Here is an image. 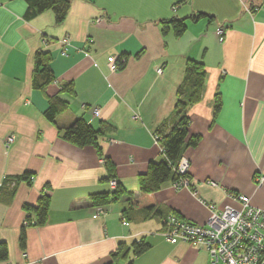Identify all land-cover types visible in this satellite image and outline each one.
<instances>
[{"label":"crops","instance_id":"0c3cea01","mask_svg":"<svg viewBox=\"0 0 264 264\" xmlns=\"http://www.w3.org/2000/svg\"><path fill=\"white\" fill-rule=\"evenodd\" d=\"M25 11L24 0H0V264H210L204 249L167 241L163 220L205 223L209 205L239 206L230 193L264 209V0H70L60 24L49 10L31 19ZM199 12L212 18L190 19ZM173 17L188 18L178 36L161 28ZM41 50L55 77L46 94L32 86ZM111 55L124 59L121 68L109 69ZM189 59L206 72L200 100L186 111V139L201 137L181 157L189 187L165 182L156 192L161 215L130 208L126 196L96 215L89 195L113 189L102 158L132 195L147 164L164 158L154 135L174 115ZM68 83L72 91L60 92ZM57 93L68 107L53 123L44 113ZM76 118L102 130L101 155L62 137ZM42 193L46 222L24 227L22 249L23 206ZM142 239L150 247L134 256L131 244Z\"/></svg>","mask_w":264,"mask_h":264},{"label":"trees","instance_id":"16d2710c","mask_svg":"<svg viewBox=\"0 0 264 264\" xmlns=\"http://www.w3.org/2000/svg\"><path fill=\"white\" fill-rule=\"evenodd\" d=\"M24 1L26 3L24 18L31 19L40 13L49 10L53 13L56 24L63 22L70 8V0ZM204 17L212 18L206 13L199 12L196 15L190 16V19L195 21ZM187 19L188 18L173 17L168 20H162V31L164 32L167 28L171 27L174 34L178 36L186 30ZM49 63L50 54L48 51L41 50L34 55L32 86L45 94L47 87L55 79ZM205 75L206 72L202 63L190 59L187 60L184 70V80L177 91L178 99L174 107V115L169 121L161 125L155 133V135L160 136V145L163 148L164 158L159 161H150L147 164L146 171L138 176V194L132 195L127 193L120 184L116 183L115 188L110 192H97L90 194L88 198L92 206H105L117 202L122 197L126 196L130 208H142L147 212H153L155 215H161V212L157 208L156 192L165 182H174L178 180L179 176L174 170L175 166L182 157L184 151L189 147H195L201 138L200 135H192L186 139L189 126V118L186 111L189 105L200 100ZM65 91H72L71 83L65 84L60 90V92ZM67 107L68 102L60 95V93L54 94L48 97V106L44 115L49 121L54 123L55 118L65 111ZM219 107L220 99L219 97H216L213 106L214 113L219 110ZM59 131L61 132L62 137L68 142L78 147L93 145L98 154L101 155L97 140L102 134V130L94 129L83 118H76L69 125L60 128ZM102 160L105 163V168L109 177L108 180L115 179L116 174L114 165L109 160L104 158H102ZM27 178L28 175L24 174L16 179ZM23 208L27 215L20 235V246L22 249L25 248L24 227L28 225H42L46 222L49 208L48 194L42 193L36 205L25 204ZM31 212L35 214L34 220L30 217ZM149 247L150 244L143 239L134 241L131 244L134 256L141 255L146 252ZM6 257V244L0 242V261L4 260Z\"/></svg>","mask_w":264,"mask_h":264},{"label":"built area","instance_id":"2783aa9c","mask_svg":"<svg viewBox=\"0 0 264 264\" xmlns=\"http://www.w3.org/2000/svg\"><path fill=\"white\" fill-rule=\"evenodd\" d=\"M218 33L221 34L222 30ZM107 63L110 70H116L124 63V59L111 55L107 58ZM94 113L97 114L98 111L94 109ZM13 141L14 136L7 135L5 147L8 148ZM154 141L160 145V136L154 135ZM160 150L163 153L161 145ZM188 168V161L185 158L179 159L174 168L179 176L178 180L172 182L174 188L189 187ZM32 180L33 176H30L29 181ZM263 180L264 177L259 176L258 182ZM109 184L111 188H115L116 181L111 179ZM210 185L217 184L211 181ZM229 196L239 206L227 204L220 211H215L213 205H209V216L205 223L187 221L169 214L163 220L164 238L171 243L181 241L204 249L210 264H264V209L252 205L246 195L230 193ZM95 214L103 215L104 208L96 206Z\"/></svg>","mask_w":264,"mask_h":264}]
</instances>
